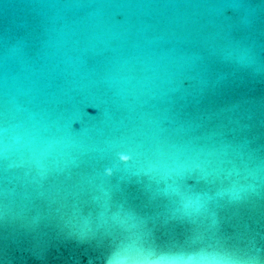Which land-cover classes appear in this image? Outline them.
Instances as JSON below:
<instances>
[{"label":"water","instance_id":"95a60500","mask_svg":"<svg viewBox=\"0 0 264 264\" xmlns=\"http://www.w3.org/2000/svg\"><path fill=\"white\" fill-rule=\"evenodd\" d=\"M0 264H264V0H0Z\"/></svg>","mask_w":264,"mask_h":264}]
</instances>
